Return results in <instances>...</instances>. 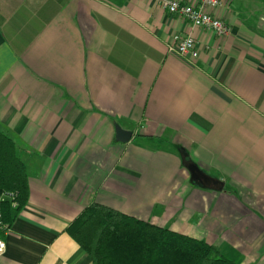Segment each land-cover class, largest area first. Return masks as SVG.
Segmentation results:
<instances>
[{
    "label": "crops",
    "instance_id": "0c3cea01",
    "mask_svg": "<svg viewBox=\"0 0 264 264\" xmlns=\"http://www.w3.org/2000/svg\"><path fill=\"white\" fill-rule=\"evenodd\" d=\"M208 11L228 35L160 0H0V129L28 181L0 264H92L68 232L92 203L264 264V0Z\"/></svg>",
    "mask_w": 264,
    "mask_h": 264
},
{
    "label": "trees",
    "instance_id": "16d2710c",
    "mask_svg": "<svg viewBox=\"0 0 264 264\" xmlns=\"http://www.w3.org/2000/svg\"><path fill=\"white\" fill-rule=\"evenodd\" d=\"M27 196L26 167L14 140L0 129V215L7 228L26 204ZM68 232L92 264H237L202 239L98 203L85 208Z\"/></svg>",
    "mask_w": 264,
    "mask_h": 264
},
{
    "label": "built area",
    "instance_id": "2783aa9c",
    "mask_svg": "<svg viewBox=\"0 0 264 264\" xmlns=\"http://www.w3.org/2000/svg\"><path fill=\"white\" fill-rule=\"evenodd\" d=\"M223 0H160V5L169 14L182 17L189 21L192 26L214 32L218 36L230 33L227 23L213 16L208 9L220 7ZM167 51L179 58L195 59L198 49L195 39L190 34L174 33L167 44ZM16 203L13 204V207ZM4 224L0 215V230H4ZM6 243L0 236V256L4 253Z\"/></svg>",
    "mask_w": 264,
    "mask_h": 264
},
{
    "label": "water",
    "instance_id": "95a60500",
    "mask_svg": "<svg viewBox=\"0 0 264 264\" xmlns=\"http://www.w3.org/2000/svg\"><path fill=\"white\" fill-rule=\"evenodd\" d=\"M132 132L122 130L121 128H116V140L120 142H127L130 140ZM191 178L199 183L202 187L206 189H211L214 191H221L224 187V182L212 175L207 174L201 170L196 164L190 163L187 167Z\"/></svg>",
    "mask_w": 264,
    "mask_h": 264
}]
</instances>
